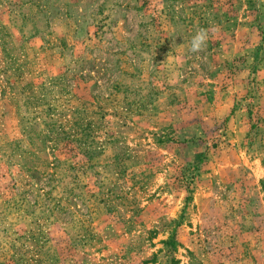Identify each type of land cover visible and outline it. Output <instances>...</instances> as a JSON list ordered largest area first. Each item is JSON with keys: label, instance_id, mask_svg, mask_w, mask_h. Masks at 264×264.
<instances>
[{"label": "rangeland", "instance_id": "374dc122", "mask_svg": "<svg viewBox=\"0 0 264 264\" xmlns=\"http://www.w3.org/2000/svg\"><path fill=\"white\" fill-rule=\"evenodd\" d=\"M0 264H264V0H0Z\"/></svg>", "mask_w": 264, "mask_h": 264}, {"label": "clouds", "instance_id": "9594fccd", "mask_svg": "<svg viewBox=\"0 0 264 264\" xmlns=\"http://www.w3.org/2000/svg\"><path fill=\"white\" fill-rule=\"evenodd\" d=\"M209 39V29L201 28L196 34L192 37L190 42L189 51L192 53H197L202 51L206 46V43Z\"/></svg>", "mask_w": 264, "mask_h": 264}]
</instances>
